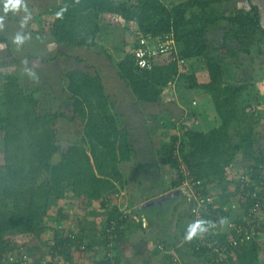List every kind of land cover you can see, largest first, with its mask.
<instances>
[{
	"label": "trees",
	"instance_id": "trees-1",
	"mask_svg": "<svg viewBox=\"0 0 264 264\" xmlns=\"http://www.w3.org/2000/svg\"><path fill=\"white\" fill-rule=\"evenodd\" d=\"M228 1L180 0L169 4L164 0H62L56 9L48 11L54 15L51 34L58 43L73 47L97 46L104 25L103 17L117 15L137 26L140 36L131 45L132 50L138 47L141 37L152 40V44L158 37L173 33L177 56L185 60L182 65L204 60L207 69L205 79L200 78L197 67L183 70L179 59L170 54L162 60L161 55L153 57L152 68L148 69L140 67L134 52L128 51L117 68L119 77L143 102L158 101L163 89L171 83L203 89L211 95L221 124L208 132L187 130L182 135H174L168 147L165 146L163 156L164 162L178 171L175 186L184 180L180 175L181 163L174 155L179 143L178 150L194 178L200 179L205 187L214 183L221 189L219 196L223 203L217 206L216 201L211 205L210 213L205 214L200 230L187 246L207 264H259L262 247L257 234L238 248L232 247L228 238L232 232H228L225 225L231 218L244 223L253 203L247 198L241 212L233 215L232 199L238 188L230 174L237 156L242 154L244 160L250 162V167L254 168L251 178L260 182L256 169L264 164V151L255 138L254 127L245 113L246 107L242 106V93L247 87L226 75L223 66L225 56L221 50H226L234 58L242 52L253 55L251 47L264 38V26L255 4L250 3L249 9L240 7L226 14L221 5ZM4 2L6 4V0ZM221 24L225 25V35L223 44L218 47L209 42L207 35ZM228 39L237 40L241 48L227 49ZM64 74L69 92L64 106L72 107V118L79 119L82 126L79 139L67 141L68 146H62L63 139L57 127L64 113H42L34 89L27 91L20 87L15 76L5 77L0 97V149L4 152L0 163V264H8L2 259L9 250L16 252L21 249L19 245L11 244L14 238L9 239V234H18L19 237L30 235L27 237L30 241L41 240L47 230L45 220L52 205L68 193L89 201L110 195L116 191V179L121 177L120 162L132 156L127 129L120 125L113 111L115 102L107 92L102 76L78 69ZM259 194L264 198V189ZM62 211V208L58 209V217L62 219H58L59 222L65 219ZM109 214L110 219L115 218L119 222L121 216L127 217L122 213L115 215L112 210ZM216 216L220 218L219 222H215ZM263 230L264 217L258 232ZM120 231L121 228H116L117 238ZM200 231L210 234L215 241L214 246L198 244ZM188 232L187 227L183 231L184 238L188 237ZM87 240L82 234L71 237L56 231L49 245L52 248L59 245L61 253L70 254L74 246L83 252L80 245L85 243L88 252ZM217 240L229 249L234 248L236 257L227 256L217 263L218 252L214 249L219 245ZM103 241L107 239L104 237ZM33 247L37 249V244L32 246L27 241L25 250L36 255ZM41 263L37 259L32 264Z\"/></svg>",
	"mask_w": 264,
	"mask_h": 264
},
{
	"label": "crops",
	"instance_id": "crops-1",
	"mask_svg": "<svg viewBox=\"0 0 264 264\" xmlns=\"http://www.w3.org/2000/svg\"><path fill=\"white\" fill-rule=\"evenodd\" d=\"M234 1L236 0H230V2ZM243 3H245L244 6L224 7L222 10L228 14L240 7L249 9L250 3L255 4L259 9L260 22L264 26V0H243ZM222 4H224V2H222ZM224 31V24L211 30L207 35L209 42L220 47L224 42ZM156 42L157 41L152 42L151 45H153V47L156 46ZM233 42L236 43L233 44ZM226 44L227 49L230 50H239L241 48L238 41L235 39L226 40ZM221 51L225 56L223 57V64H226L228 58L226 55L230 54L227 53L226 50ZM252 56L253 55L250 56V59L254 58ZM251 61L255 60L253 59ZM179 66L182 68L180 62ZM252 69L256 72L254 65H252ZM261 74H264V72ZM256 77L257 74L255 73V76L253 77L254 81H258ZM258 78L262 79V77ZM253 80L251 81L253 82ZM126 84L130 87L128 83ZM248 89L250 92L249 104H252V106L249 107H257L258 112H260L264 109V92L261 91V89H257V91L251 90L250 87ZM130 90L132 91V89ZM135 99L137 102L134 100L132 101V105H130L132 111H129L131 113L129 114L128 120H125L123 115L121 116L115 111L120 125L127 129L128 140L132 148V156L130 159L123 160L119 164L121 177L115 181L116 191L101 199L92 200L91 209L84 207V203H80L83 205L82 208H79V205L76 207L74 204L78 213L81 212V214L87 216L80 218L79 216L76 217L73 215L76 220L71 218V213L68 211L69 198L72 199V197H74L71 193H68L61 198L57 204L52 205L49 210L50 215L45 220L47 230L42 234V243L40 246L37 245V249L33 247V249L36 250V255L29 254L32 257V263H34L35 260L40 259L42 262L41 264H64L65 262L103 264L104 234L102 227H104L106 222L117 220L115 218L110 219L111 216L109 213L110 210H112L115 215L119 216V214L122 213V215L125 214L124 216H127L122 217L120 220V222L123 221L122 224H120L119 220L117 223V229L121 228V231L114 246L115 260H117L116 264H162V261L165 259H169V261L167 260L168 263H166L165 260V264H172L175 259L181 261L183 264H207L204 263L203 258H198L194 255L193 251L187 246L189 239L183 237V231L187 227L190 231V228L197 224L190 212L194 203L190 200L191 192L189 188L182 185L175 186L178 171L169 163L164 162V146L171 143L174 135H182L187 130L208 132L221 124V119L216 112L212 97L203 89L190 88L184 84L171 83L163 89L158 101L143 102L137 98ZM114 102L116 106V101L114 100ZM134 113L135 116H137L135 119ZM169 123H172L170 127L168 126ZM251 124L255 130L256 140L260 143L262 149H264V144L261 143L264 142V128L260 125L256 128L253 123ZM170 134L172 137L169 140ZM143 136H146L148 139L145 142L143 141L144 144L142 143ZM157 142L160 144V147L157 146ZM145 145L149 147L147 149L150 152L145 151ZM239 155L245 165L241 167L237 166L236 171L233 170L230 174L231 178L235 177L242 171H246L250 167V162L245 161L242 154ZM131 160L134 163H128V161ZM136 161H138V163H135ZM129 165L131 166V174L128 170H125L126 168H129ZM143 173H145V178L141 179ZM131 176L135 177L133 183H130ZM213 186L214 183H211L207 188L213 192V190H215ZM217 189L220 188L217 186ZM219 191L221 192V189ZM169 194H172V197L168 198L162 204H158L157 206L153 203L154 200ZM74 199L75 198H73V200ZM216 199L218 202L217 206H219V203L221 202L220 196ZM65 202H68L67 206ZM148 202L153 203V208L155 209H159L160 206L170 207L171 214L168 215L170 216L169 225L155 227L156 218L153 215H149L154 212L146 215L142 214V211H139V208ZM59 208L63 209L62 214L65 216L63 222L58 221V219L62 221V219L58 217ZM86 209H89V211H86ZM184 209L186 211H184ZM232 212L233 215H237L241 212V209L235 208ZM184 213L185 215H183ZM88 216L90 217L88 218ZM102 220L103 222L100 231V222ZM72 221H74V223ZM70 223H72V225H70ZM166 227H171V230L173 231L171 237L166 236ZM214 230L217 229L215 228ZM56 231L63 233L64 236L71 233L84 235V237L88 239L89 251L87 254H82L80 251H77V249H72L70 254H64L61 252L57 254L55 251L52 252L54 249L52 248V245H49V242L53 240ZM201 234L200 231L199 236ZM160 236L164 239H159L161 238ZM26 237L31 236L26 235ZM8 238H15L17 242L19 235L9 234ZM45 240H47V243ZM13 242L14 241L12 240L11 244H13ZM31 245L33 246V244ZM152 246L153 249L150 248ZM151 251L153 254H156V258H140L141 254H146ZM178 253L180 256H177ZM169 255H172V257Z\"/></svg>",
	"mask_w": 264,
	"mask_h": 264
},
{
	"label": "rangeland",
	"instance_id": "rangeland-1",
	"mask_svg": "<svg viewBox=\"0 0 264 264\" xmlns=\"http://www.w3.org/2000/svg\"><path fill=\"white\" fill-rule=\"evenodd\" d=\"M4 1L5 0H0V97L6 75L15 76L20 87L27 91H33L34 89V96L39 99V110L42 113L47 111L64 113V116L57 122V127L59 135L63 139L61 143L62 146H68L66 145L68 143L67 141L79 139L82 126L80 125L79 119L72 118L74 115L72 107L70 105L64 106L69 96L67 90L68 81L64 73L71 69L84 70L92 75L99 73L102 76L108 93L112 96L113 100L116 101V106L113 108V111H117L121 116L123 115L125 120L129 119V114L131 113L129 111H132L130 105H132L131 103L133 100L137 102L135 99L137 97L130 90L131 88L119 77L117 65L128 51H132L131 45L134 44L140 36L137 32V26L134 23L125 21L117 15H105L103 17L104 25L98 40V45L94 47H73L65 43H58L51 34V24L54 21V15L48 10L56 9L62 0H23L20 9L11 12L10 10L5 11ZM164 1L170 4L180 0ZM244 5L245 3H243V0H236L234 2L228 1L222 4L221 7L223 9L224 7ZM18 37L22 38L20 42H18ZM235 43L236 42H233V44ZM251 48V52L253 53L252 57L254 58L250 59L251 55L245 53H239L238 57L235 58L228 55L227 63L223 65L226 70V75L229 78L239 79L238 81L241 83L238 84L247 87L243 91L241 99L242 106L244 108L246 107L245 113L249 121H251L256 128L259 125L264 128V109L258 112L257 107H249L252 106V104H249L250 92L248 89L249 87L253 91L261 89V91L264 92V74H261L264 72V70H262L264 69V38H262L261 42L252 45ZM214 54L217 53L214 52ZM168 57L169 56H166V54L161 55V59ZM253 59L255 61H251ZM204 63V60L203 62L199 61L198 63H194L193 65L189 62L186 66L182 65V68L183 70H191L193 67H197L200 78L205 79L204 77H207V69ZM252 65H254L256 72L252 69ZM255 73L257 74L256 78L258 81L253 80ZM258 77H262V79ZM251 80H253V82ZM135 118H137V116H135L134 113V119ZM171 124L172 123H169L168 126L170 127ZM171 137L172 135L170 134L169 140ZM147 140L146 136H143L142 143ZM1 141L2 131L0 130V143ZM261 143L264 144V142ZM168 145L166 147H168ZM157 146L160 147L158 142ZM147 148L149 147L145 145V151L150 152ZM3 154L4 152L1 148L0 163L3 162ZM128 163L132 164L134 162L131 160L128 161ZM135 163H138V161ZM243 165L245 164H243V160L239 155L234 162L233 170L236 171L237 166L241 167ZM130 168L131 166L129 165V168L125 170H128L131 174ZM144 174L145 173H143V177L140 175L141 179L145 178ZM130 180V183H133L135 177L131 176ZM213 187L215 188L213 193L217 198L220 195V189H217L215 185ZM171 195H164L154 200L153 203L158 206V204H162L168 198L172 197ZM73 198L75 199L73 200ZM65 203L67 206L68 202ZM80 203H84V207L89 209L92 207V202L85 197L77 199L74 196L72 199L69 198L68 211L71 213V218L75 220L76 218H74L73 215L76 217L79 216L80 218L87 217L81 214V212L78 213L76 210L74 204L76 207L79 205V208H82L83 205ZM153 203H146L139 208V211H142V214L146 215L154 212L149 215H153L156 218L155 227L169 225L170 216L168 215L171 214L170 207L160 206L159 209H155L153 208ZM221 203H223V201H221L219 205ZM89 209H86V211H89ZM184 211L186 210L184 209ZM183 215H185V213ZM89 217L90 216H88V218ZM72 222L74 223V221ZM102 222L103 220L100 222V231ZM70 225H72V223H70ZM165 229L167 230L166 236L171 237L173 234L171 227H166ZM257 237L262 247L259 264H264V230L258 233ZM162 238L163 237L159 239ZM15 240L14 238V241ZM27 241H29L30 245L37 244L40 246L42 243V240L34 239L30 241L26 236H21L18 238V243L13 242V244L26 249ZM45 242L47 243V240H45ZM150 248L153 249V246ZM177 256H180L179 253ZM143 257L152 259L156 258V254H153L151 251L140 255L141 259ZM165 260L166 263H168L169 259ZM165 260L162 261V264H165Z\"/></svg>",
	"mask_w": 264,
	"mask_h": 264
},
{
	"label": "built area",
	"instance_id": "built-area-1",
	"mask_svg": "<svg viewBox=\"0 0 264 264\" xmlns=\"http://www.w3.org/2000/svg\"><path fill=\"white\" fill-rule=\"evenodd\" d=\"M135 54L137 64L143 68H152V58L156 55L170 54L173 55V58L179 59L181 64L185 63L184 59H180L177 56L176 52V40L174 38L173 33L168 34L165 37H158L156 46H152L148 38L141 37L138 47L133 48L132 50ZM180 144L177 143L175 147V157L180 161V175L184 178L183 183L181 184L184 187L189 188L190 190V200L194 203L191 207V214L195 219L196 223H203V219L205 214L210 213L211 205L216 204V196L212 191H210L203 182L199 179H195L191 174L188 166L182 159L181 153L178 150ZM253 167H249L246 171H242L238 173L235 177V187H237V193L235 197L232 199L233 209L235 208H243V203H246L247 198L253 201L250 206L249 212L245 220L242 222H238L236 219L231 218L228 219L225 223L227 226V231L232 232L229 235L230 245L233 247H239L245 244L247 241L251 240L256 234H258V227L263 222L264 212V198H261L259 192L264 189V164H260L256 171L259 173V177L261 178L260 182H257L256 179H252L250 174L253 171ZM245 208V207H244ZM124 216V215H123ZM233 217V216H232ZM122 219V216L120 217ZM214 220V217H213ZM220 218L216 216L215 222H219ZM215 222L213 223L216 226ZM118 220H111L107 222L104 229V237L107 239L104 242V258L103 264H116L115 255H114V246L116 243V238L118 237L116 233ZM234 232V233H233ZM199 234V232H198ZM71 237L76 235L75 233L69 234ZM189 235V233H188ZM201 240L198 242L199 245L212 247L214 246V242L210 238V234H201ZM187 238V237H186ZM204 238V239H203ZM217 248L215 247V251L218 252V256L216 262L219 263L226 259L227 256L236 257L234 248L229 249L225 243H220ZM87 244L83 243L80 245V249L82 254L86 253ZM72 249H76L77 246L71 247ZM52 252H56L59 254L61 250V246H57L53 248ZM8 264H32V257L29 253L22 247L19 251L10 252L6 254L3 259ZM58 264V263H51ZM64 264H82V263H71L65 262ZM172 264H183L181 261L173 260Z\"/></svg>",
	"mask_w": 264,
	"mask_h": 264
},
{
	"label": "clouds",
	"instance_id": "clouds-1",
	"mask_svg": "<svg viewBox=\"0 0 264 264\" xmlns=\"http://www.w3.org/2000/svg\"><path fill=\"white\" fill-rule=\"evenodd\" d=\"M22 4H23V0H6L5 11H8L9 9H11L13 11L19 10L20 7L22 6ZM21 39L22 38L18 37V42H20ZM200 228H201V225L199 222L197 224L193 225L190 228L189 235H188L187 239L191 240L193 237H195L197 234V231L200 230Z\"/></svg>",
	"mask_w": 264,
	"mask_h": 264
}]
</instances>
